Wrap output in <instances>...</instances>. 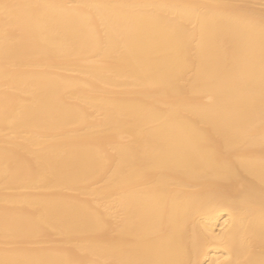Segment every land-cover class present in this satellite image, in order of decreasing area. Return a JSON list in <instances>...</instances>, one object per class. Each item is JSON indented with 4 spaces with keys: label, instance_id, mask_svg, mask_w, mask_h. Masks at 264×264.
<instances>
[{
    "label": "bare ground",
    "instance_id": "1",
    "mask_svg": "<svg viewBox=\"0 0 264 264\" xmlns=\"http://www.w3.org/2000/svg\"><path fill=\"white\" fill-rule=\"evenodd\" d=\"M0 264H264V0H0Z\"/></svg>",
    "mask_w": 264,
    "mask_h": 264
}]
</instances>
